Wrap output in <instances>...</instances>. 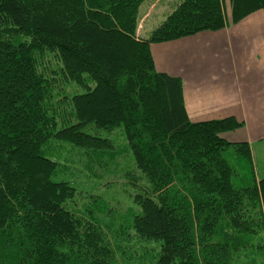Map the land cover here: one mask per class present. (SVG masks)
<instances>
[{"label":"trees","instance_id":"obj_1","mask_svg":"<svg viewBox=\"0 0 264 264\" xmlns=\"http://www.w3.org/2000/svg\"><path fill=\"white\" fill-rule=\"evenodd\" d=\"M145 1L0 0V264H116L93 209L87 219L64 207L76 189L42 149L54 139L104 168L115 147L87 131L117 127L144 180L129 229L157 245L147 264H264V177L247 143L221 137L242 124L190 122L182 81L157 72L150 52L223 29L222 0H179L142 39ZM229 3L232 24L264 11V0ZM45 53L58 68L49 70ZM58 78L86 93L57 98Z\"/></svg>","mask_w":264,"mask_h":264},{"label":"crops","instance_id":"obj_2","mask_svg":"<svg viewBox=\"0 0 264 264\" xmlns=\"http://www.w3.org/2000/svg\"><path fill=\"white\" fill-rule=\"evenodd\" d=\"M228 5L224 2L223 29L152 44L150 52L158 72L182 81L190 122L234 118L242 124L221 137L249 145L259 180L264 177V11L232 24ZM141 27L137 24V37L146 39Z\"/></svg>","mask_w":264,"mask_h":264},{"label":"rangeland","instance_id":"obj_3","mask_svg":"<svg viewBox=\"0 0 264 264\" xmlns=\"http://www.w3.org/2000/svg\"><path fill=\"white\" fill-rule=\"evenodd\" d=\"M178 2L180 1L146 0L143 2L138 10L137 24L142 26L141 30L146 38L174 10ZM222 2L223 5L225 2L229 7V0H222ZM184 38L187 37L180 39ZM44 58V63L50 64L49 70L58 68L56 58L51 53H45ZM56 83L57 91L54 95L60 99L69 100L75 95L86 93L84 88H79L72 82L61 81L58 78ZM90 86L93 87V85ZM63 107L70 114V105ZM87 132L100 138L109 139L115 147L112 152L114 158L102 163L104 168L98 169L95 163L91 164L89 156L92 152L56 142L54 139H49L42 149L45 156L54 160L56 158L59 161L56 172L59 179L67 180L76 189L74 200L67 202L64 207L76 216H86L87 219H90L92 214L96 215L97 228L102 233L105 244L114 249L116 264H124L123 260H125V264H147V261L149 262L152 255L155 254L157 245L155 243H139L134 238L133 231L129 229L132 215L139 212L132 203V197L136 191H139V188L144 187V180L139 176L140 173L134 166L123 129L117 127L108 132L89 128ZM68 167L71 169L68 170ZM94 175H96L95 178H93ZM132 175L137 178L132 179ZM102 205L105 211L98 212ZM87 209H93V213L87 215ZM143 257L145 262L142 261Z\"/></svg>","mask_w":264,"mask_h":264}]
</instances>
